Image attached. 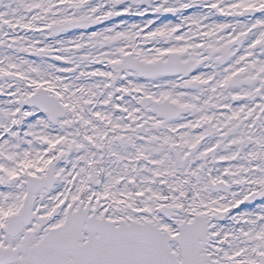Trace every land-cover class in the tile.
<instances>
[{"label":"snow or ice","instance_id":"obj_1","mask_svg":"<svg viewBox=\"0 0 264 264\" xmlns=\"http://www.w3.org/2000/svg\"><path fill=\"white\" fill-rule=\"evenodd\" d=\"M0 264H264V0H0Z\"/></svg>","mask_w":264,"mask_h":264}]
</instances>
